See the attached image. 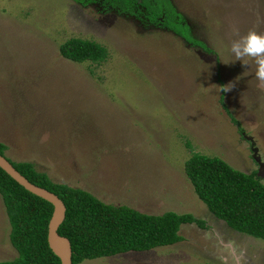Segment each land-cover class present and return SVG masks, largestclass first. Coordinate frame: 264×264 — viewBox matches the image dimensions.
<instances>
[{"label":"rangeland","instance_id":"obj_1","mask_svg":"<svg viewBox=\"0 0 264 264\" xmlns=\"http://www.w3.org/2000/svg\"><path fill=\"white\" fill-rule=\"evenodd\" d=\"M172 1L211 52L97 5L0 0L5 154L107 203L190 212L206 226L183 223L171 245L79 264H264V241L215 218L183 169L191 148L264 183V88L252 62L230 61L227 51L233 28L264 33V0ZM71 36L100 42L108 58L62 57L58 45ZM9 229L0 198V260L16 256Z\"/></svg>","mask_w":264,"mask_h":264},{"label":"trees","instance_id":"obj_2","mask_svg":"<svg viewBox=\"0 0 264 264\" xmlns=\"http://www.w3.org/2000/svg\"><path fill=\"white\" fill-rule=\"evenodd\" d=\"M72 1L83 7L97 5L102 11L129 16L146 28H165L187 44L211 52L192 34L172 0ZM58 51L62 57L77 63L100 64L109 55L100 42L77 36L59 43ZM231 119L234 121L233 117ZM6 149L7 145L0 141V154L5 155L22 175L63 201L65 215L57 232L70 242L71 264L130 250L171 245L183 239L179 233L183 223L206 227L203 219L190 212L146 213L125 204L107 203L84 188L54 181L45 171L37 169L32 160H12L5 154ZM189 149L183 169L197 198L231 229L264 241V183L256 171L246 173L218 156ZM0 198L10 225L9 241L16 251L13 259L0 260V264H60L46 239L52 204L26 190L1 168Z\"/></svg>","mask_w":264,"mask_h":264},{"label":"water","instance_id":"obj_3","mask_svg":"<svg viewBox=\"0 0 264 264\" xmlns=\"http://www.w3.org/2000/svg\"><path fill=\"white\" fill-rule=\"evenodd\" d=\"M0 168L26 190L52 204L53 209L47 224V244L51 251L59 258L60 264H71L70 242L67 237L57 232V228L63 221L65 215V205L63 201L55 193L30 182L13 166L7 157L2 154H0Z\"/></svg>","mask_w":264,"mask_h":264},{"label":"clouds","instance_id":"obj_4","mask_svg":"<svg viewBox=\"0 0 264 264\" xmlns=\"http://www.w3.org/2000/svg\"><path fill=\"white\" fill-rule=\"evenodd\" d=\"M236 38L230 41L228 53L230 61H242L247 65L249 61L254 65L253 76L257 81V86L264 88V33H258L255 30H248L244 34H238Z\"/></svg>","mask_w":264,"mask_h":264}]
</instances>
